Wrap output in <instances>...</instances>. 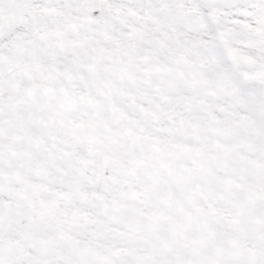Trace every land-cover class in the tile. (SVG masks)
Returning a JSON list of instances; mask_svg holds the SVG:
<instances>
[{
    "label": "snow or ice",
    "instance_id": "obj_1",
    "mask_svg": "<svg viewBox=\"0 0 264 264\" xmlns=\"http://www.w3.org/2000/svg\"><path fill=\"white\" fill-rule=\"evenodd\" d=\"M0 264H264V0H0Z\"/></svg>",
    "mask_w": 264,
    "mask_h": 264
}]
</instances>
